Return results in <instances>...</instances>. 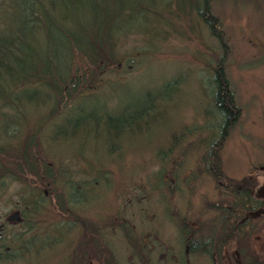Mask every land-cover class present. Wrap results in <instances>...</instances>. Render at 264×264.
<instances>
[{
    "label": "rangeland",
    "instance_id": "obj_1",
    "mask_svg": "<svg viewBox=\"0 0 264 264\" xmlns=\"http://www.w3.org/2000/svg\"><path fill=\"white\" fill-rule=\"evenodd\" d=\"M210 9L219 19L227 45L223 70L238 109L236 121L220 146V168L235 184H244L254 195L260 194L264 204V0H210ZM193 15L191 12L177 23L182 35L169 34L156 42L160 25H152L154 17L148 15L149 24L139 28L145 30L144 37L153 44L138 52L141 39L131 37L121 43V51L126 48L133 52L128 57L122 54L117 65L99 76L95 94L74 103H83L84 111L107 113L118 121L128 120L132 113L131 127L118 140L112 156L103 158L107 144L101 133V137H94L92 132H78L49 144L47 150L56 159L80 154L89 160L105 161L108 169L107 186L78 211L86 220L81 228L84 232L94 222L100 225L99 244L93 246L101 250L97 249L87 264L264 263V207L263 217L249 218L247 227L239 226L241 230L235 225L240 218H235L236 229L219 236V251L211 252V262L199 253L188 255L179 248V223L191 220L193 224L197 220L199 225L210 218L211 221L218 210L214 204L225 200L212 176L201 170L199 163L202 150L218 129L213 122L211 67L221 51L217 40ZM171 80L175 82L163 95L152 98ZM145 104L150 107L147 118L135 120V110ZM68 111L73 113L74 109ZM160 149L166 151L161 168L163 183L156 179L160 167L155 153ZM28 183L30 188L33 185L35 190H42L46 198L43 226L33 230L42 239L47 233L46 224L52 221L49 218L55 190L48 182ZM9 187L0 195V223H4L0 244L2 252L7 246L16 257L0 259V264H84L79 258L70 263L65 260L68 248L64 243L32 254L22 253L11 244V237L23 226L15 218L3 220L11 212L6 208L17 200L16 187ZM111 218L116 224L114 231L108 227ZM38 220L28 218L26 222L33 225ZM73 232L71 239L76 236ZM126 236L135 239L132 246ZM79 243L76 252L89 250L85 237ZM109 248L112 258L105 260Z\"/></svg>",
    "mask_w": 264,
    "mask_h": 264
},
{
    "label": "trees",
    "instance_id": "obj_2",
    "mask_svg": "<svg viewBox=\"0 0 264 264\" xmlns=\"http://www.w3.org/2000/svg\"><path fill=\"white\" fill-rule=\"evenodd\" d=\"M191 12L217 40L221 51L211 67L216 118L213 122L218 129L200 154V167L212 176L219 193L225 197L221 208L231 213L232 222L245 211L256 208L250 205L254 202L250 189L246 186L236 189L235 180L226 177L220 168V146L236 121L238 109L223 70L227 45L219 19L210 9V0H0V195L12 184L16 187L14 195L18 201L6 211H15L20 217L23 229L11 237V244L20 252L32 254L64 243L68 248L66 261L79 258L84 264L92 262V254L98 249L93 245L99 244L100 225L94 222L84 232L81 228L86 220L78 211L83 203L98 195L99 189L107 186L105 161L89 160L80 154L56 159L47 149L49 144L78 132L87 135L92 132L94 137L103 135L106 141L103 158L112 156L118 140L131 127L132 113L129 112L128 120L118 121L107 113L84 111L83 103H74L95 94L99 76L117 65L122 54L128 57L133 52L126 48L121 51V43L131 37L141 39L143 44L138 46V52L153 44L144 37L145 30L139 28L149 24L148 15L154 17L152 25H160L156 42L169 34L182 35L177 23ZM174 82H165L152 98L163 95ZM149 108L145 104L139 111L135 110V120L147 118ZM70 109L74 112L69 113ZM160 150L155 153L160 167L156 179L163 183L161 168L166 151ZM28 180L48 182L55 190L49 218L55 221H48L42 239L33 230L43 226L41 216L48 206L44 192L35 190L33 185L30 188ZM241 196L247 198L241 200ZM28 218L39 220L30 225L26 222ZM210 219L199 225L197 220L193 224L191 220L179 223L178 244L182 252L199 253L211 262V252L218 253L219 242L211 250ZM107 222L109 231H114L116 224L112 218ZM236 226L229 222L226 230L234 231ZM73 231L75 239L69 238ZM83 237L89 250L76 252ZM126 238L132 246L135 239ZM11 251L8 247L3 253L0 248V259H14L16 255ZM107 253L109 257L105 260L112 258L110 248Z\"/></svg>",
    "mask_w": 264,
    "mask_h": 264
},
{
    "label": "flooded vegetation",
    "instance_id": "obj_3",
    "mask_svg": "<svg viewBox=\"0 0 264 264\" xmlns=\"http://www.w3.org/2000/svg\"><path fill=\"white\" fill-rule=\"evenodd\" d=\"M225 187H227V186H225ZM242 187L245 188L244 184H241V185H237L236 184L235 185V188L236 189H239V188H242ZM250 197L252 199L254 198L253 201L255 202V203L254 202L253 203L252 202L250 203L251 207L252 208L253 207H256V208L254 210H251V211H248L247 210L244 213H242L240 215V217H239L240 218L239 222L238 223L235 222V225H239V226L242 225V227L243 226L247 227L248 226V223H249V218H253V217H257V216H262L263 217V212L261 211L262 208L264 207V204H263V201H262L263 198H261L260 194H257V193H256V195L253 194ZM244 198H247V196H241V200H243ZM214 205L216 207L219 206V210L216 211L217 214L214 215L213 220H211V250L216 248L215 244L217 242H219V240H220L219 239L220 238L219 236L221 234L225 233L226 231H228V230H226V227H228V223L229 222L233 223L232 222V219H230L231 213L229 211L221 208V206H222L221 201H219L218 203H215ZM245 206H247V204H245ZM11 213L12 212H10L9 214H7L6 217L3 218L4 222H8L9 221V219L7 217ZM14 213L17 215V212L14 211ZM17 217L18 218H15V219L16 220H19L20 217L18 215H17ZM3 226H4V223H0V231L3 230ZM240 230H241V227H240ZM0 242H1V237H0ZM2 246L3 245L0 244V248H2ZM7 249H8V247L6 246L5 247V251H7ZM212 258H214V257L212 256Z\"/></svg>",
    "mask_w": 264,
    "mask_h": 264
},
{
    "label": "water",
    "instance_id": "obj_4",
    "mask_svg": "<svg viewBox=\"0 0 264 264\" xmlns=\"http://www.w3.org/2000/svg\"><path fill=\"white\" fill-rule=\"evenodd\" d=\"M8 219H11V218H18L17 215L14 213V214H11L7 217Z\"/></svg>",
    "mask_w": 264,
    "mask_h": 264
}]
</instances>
